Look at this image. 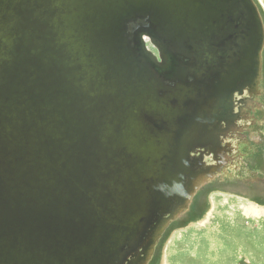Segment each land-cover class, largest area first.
<instances>
[{
    "label": "water",
    "instance_id": "1",
    "mask_svg": "<svg viewBox=\"0 0 264 264\" xmlns=\"http://www.w3.org/2000/svg\"><path fill=\"white\" fill-rule=\"evenodd\" d=\"M263 48L254 0H0V264H148Z\"/></svg>",
    "mask_w": 264,
    "mask_h": 264
},
{
    "label": "rangeland",
    "instance_id": "2",
    "mask_svg": "<svg viewBox=\"0 0 264 264\" xmlns=\"http://www.w3.org/2000/svg\"><path fill=\"white\" fill-rule=\"evenodd\" d=\"M254 2L264 22V0ZM262 79L257 99L264 101V71ZM260 108L252 112L248 137L232 141L235 157L224 171L227 182L194 193L164 230L148 264H264V186L254 181L242 186L244 176L264 182V106Z\"/></svg>",
    "mask_w": 264,
    "mask_h": 264
},
{
    "label": "flooded vegetation",
    "instance_id": "3",
    "mask_svg": "<svg viewBox=\"0 0 264 264\" xmlns=\"http://www.w3.org/2000/svg\"><path fill=\"white\" fill-rule=\"evenodd\" d=\"M263 52L264 48L262 51V61ZM156 54L158 55V52ZM263 71L264 64L262 72ZM262 80L263 79L260 78V82L257 87L250 84H243L242 82L230 84L229 87H227L228 90L224 91V94L221 95L219 101L217 102L215 107L216 112L205 116L204 122L207 123V127L204 128L203 126L201 128V140L199 142L187 144L191 164V169L187 173V179L189 180L191 176L196 179L198 174H204V177H206V180L196 190L197 192L199 189L204 188V191L208 190L207 187L209 188L214 184L219 185L220 182H227L223 179L224 171H226L227 166L234 163L235 157L232 141L239 139L241 142L244 138L248 137L249 132H251L248 125L253 124L254 126L255 121V119L252 118L253 110H260V107L264 106V101L259 100V98L257 99ZM246 89H248V92L244 95L243 93L246 92ZM235 94L238 95L235 96ZM230 96L232 97L229 101L230 106L226 109L227 106L225 100ZM220 117L224 118L225 123L220 122ZM242 122H245L246 124L241 125ZM240 127L241 129H238ZM221 130L225 131L223 135H220ZM214 131H217L218 133H214L213 136L208 134ZM203 141L207 144V146L201 149L199 145ZM211 141L213 142L211 143ZM214 165L217 169L212 172L211 170ZM244 179L245 180L242 181L243 187L253 185L254 182H258L257 184L262 187L264 186V182L261 183L256 179L253 180L254 178L244 176Z\"/></svg>",
    "mask_w": 264,
    "mask_h": 264
},
{
    "label": "bare ground",
    "instance_id": "4",
    "mask_svg": "<svg viewBox=\"0 0 264 264\" xmlns=\"http://www.w3.org/2000/svg\"><path fill=\"white\" fill-rule=\"evenodd\" d=\"M146 40V43H147V39H145ZM262 69H263V61H262ZM262 75H263V72L261 73V78H262ZM231 82H229V84H230ZM245 83V82H244ZM243 83V84H244ZM246 84V83H245ZM229 87V86H228ZM247 92H248V89H246V92L245 93H243L244 95H246L247 94ZM236 95H238V94H235V96ZM221 97V96H220ZM225 101H230V100H225ZM216 104H217V102H216ZM226 106H227V108L226 109H228L229 108V104H226ZM215 107H216V105H215ZM229 111V110H228ZM205 116H207V114L205 115ZM205 117H203V118H201V119H198V120H200V122H202V124L199 122L198 124H201V126H200V130H201V128L204 126V128H206L207 127V123H205L204 121H205V119H204ZM220 122H223V123H225V120H224V118L223 117H220ZM237 122H238V120H237ZM239 125V124H238ZM240 126V125H239ZM198 127V126H197ZM197 127H196V129H197ZM238 129H241V127L240 128H238ZM224 132L225 131H222L221 130V133H220V135H223L224 134ZM214 133H218L217 131H214V132H210V133H208L209 135H211V136H213V134ZM213 141H211V143H212ZM189 143H192V142H189ZM200 148L201 149H203L205 146H207V144L203 141L200 145ZM222 156V155H221ZM189 161H190V159H189ZM217 169V167L214 165L213 166V168H212V172H214L215 170ZM209 173V172H208ZM208 176V175H207ZM194 196V195H193ZM168 200V199H167ZM167 200L166 201H162V199L160 200V199H157V204L158 205H162L163 203H167ZM168 216H169V214H167ZM167 216V217H168ZM174 219V218H173ZM173 219H171L170 221H172ZM155 248H156V246H155ZM153 257V256H152Z\"/></svg>",
    "mask_w": 264,
    "mask_h": 264
}]
</instances>
